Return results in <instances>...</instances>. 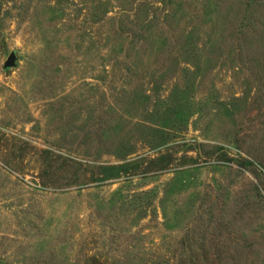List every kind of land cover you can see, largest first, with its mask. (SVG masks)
I'll return each mask as SVG.
<instances>
[{
  "label": "rangeland",
  "instance_id": "374dc122",
  "mask_svg": "<svg viewBox=\"0 0 264 264\" xmlns=\"http://www.w3.org/2000/svg\"><path fill=\"white\" fill-rule=\"evenodd\" d=\"M0 264H264V0H0Z\"/></svg>",
  "mask_w": 264,
  "mask_h": 264
},
{
  "label": "water",
  "instance_id": "95a60500",
  "mask_svg": "<svg viewBox=\"0 0 264 264\" xmlns=\"http://www.w3.org/2000/svg\"><path fill=\"white\" fill-rule=\"evenodd\" d=\"M15 62V55L10 53L5 61V66H12Z\"/></svg>",
  "mask_w": 264,
  "mask_h": 264
}]
</instances>
